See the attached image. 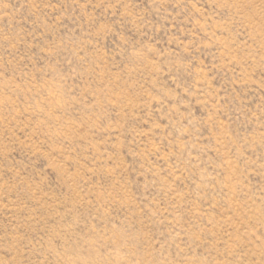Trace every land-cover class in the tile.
<instances>
[{
    "label": "rangeland",
    "instance_id": "rangeland-1",
    "mask_svg": "<svg viewBox=\"0 0 264 264\" xmlns=\"http://www.w3.org/2000/svg\"><path fill=\"white\" fill-rule=\"evenodd\" d=\"M0 264H264V0H0Z\"/></svg>",
    "mask_w": 264,
    "mask_h": 264
}]
</instances>
